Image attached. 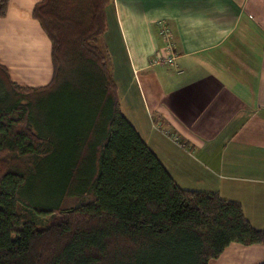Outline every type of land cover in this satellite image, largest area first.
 <instances>
[{"label": "trees", "instance_id": "obj_1", "mask_svg": "<svg viewBox=\"0 0 264 264\" xmlns=\"http://www.w3.org/2000/svg\"><path fill=\"white\" fill-rule=\"evenodd\" d=\"M108 3L35 5L49 86L0 67V264H208L231 243L264 245L239 203L178 187L121 114L96 46Z\"/></svg>", "mask_w": 264, "mask_h": 264}, {"label": "crops", "instance_id": "obj_2", "mask_svg": "<svg viewBox=\"0 0 264 264\" xmlns=\"http://www.w3.org/2000/svg\"><path fill=\"white\" fill-rule=\"evenodd\" d=\"M40 1L8 0L0 17V67L23 89L54 76ZM104 13L96 46L121 114L178 187L239 203L264 230V0H109ZM263 261L264 245L231 243L208 264Z\"/></svg>", "mask_w": 264, "mask_h": 264}, {"label": "built area", "instance_id": "obj_3", "mask_svg": "<svg viewBox=\"0 0 264 264\" xmlns=\"http://www.w3.org/2000/svg\"><path fill=\"white\" fill-rule=\"evenodd\" d=\"M170 48V46H168ZM175 62V56L173 54L167 55L165 57L156 58L153 63L156 65H172Z\"/></svg>", "mask_w": 264, "mask_h": 264}, {"label": "rangeland", "instance_id": "obj_4", "mask_svg": "<svg viewBox=\"0 0 264 264\" xmlns=\"http://www.w3.org/2000/svg\"><path fill=\"white\" fill-rule=\"evenodd\" d=\"M60 66H62L61 64H59L58 62H57V64H56V67H60ZM26 97H27V100H26V102L27 101H30V99L33 97L32 95L30 96V95H26ZM72 204H74V201H73V199L72 200H69L68 202H67V206H70V205H72ZM50 217L48 218V219H46V220H43L42 222H41V225L42 226H45V225H47L48 223H50Z\"/></svg>", "mask_w": 264, "mask_h": 264}]
</instances>
